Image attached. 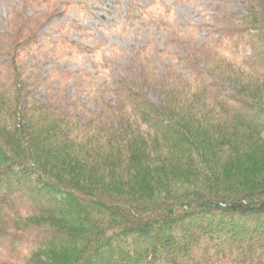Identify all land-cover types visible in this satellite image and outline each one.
Listing matches in <instances>:
<instances>
[{"label":"trees","instance_id":"trees-1","mask_svg":"<svg viewBox=\"0 0 264 264\" xmlns=\"http://www.w3.org/2000/svg\"><path fill=\"white\" fill-rule=\"evenodd\" d=\"M247 2L202 46L207 77L168 72L185 83L172 91L143 70L139 83L102 87V112L76 96L93 93V79L41 75L37 27L10 20L0 32V264H264V0ZM53 42L58 60L67 43L78 49ZM147 81L159 104L142 93ZM34 84H47L44 95Z\"/></svg>","mask_w":264,"mask_h":264},{"label":"rangeland","instance_id":"rangeland-1","mask_svg":"<svg viewBox=\"0 0 264 264\" xmlns=\"http://www.w3.org/2000/svg\"><path fill=\"white\" fill-rule=\"evenodd\" d=\"M249 10L247 0H0V32L11 28L10 20H15L17 27L24 20L31 30L37 27L29 37H36L37 45L44 46L42 57L34 62L40 74L64 69L75 73L76 82L81 80L78 73L89 75L93 93L76 96L89 110L102 112L103 102L98 98L102 87L113 89L122 80L139 83L143 70L155 69L159 76L164 75V85L172 91L179 89L177 84L184 89L185 83L171 81L168 72L186 78L196 68L207 77L211 53L202 46L219 30L229 28L226 16L234 15L235 20ZM60 37L74 42L78 49L67 43L65 50L70 56L58 60L48 51L58 48L53 41ZM141 51L147 55V66L138 59ZM46 85L32 87L38 86V93L44 95ZM67 85L66 96L71 98L75 86L71 82ZM225 85V93H230L232 86L228 81ZM141 89L153 103L162 100L160 87L154 88L147 81ZM115 100L109 95L104 102Z\"/></svg>","mask_w":264,"mask_h":264}]
</instances>
